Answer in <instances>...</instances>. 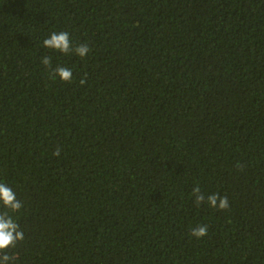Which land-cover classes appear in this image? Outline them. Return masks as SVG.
<instances>
[{"label": "trees", "instance_id": "16d2710c", "mask_svg": "<svg viewBox=\"0 0 264 264\" xmlns=\"http://www.w3.org/2000/svg\"><path fill=\"white\" fill-rule=\"evenodd\" d=\"M0 182L15 264H264V0H0Z\"/></svg>", "mask_w": 264, "mask_h": 264}, {"label": "clouds", "instance_id": "9594fccd", "mask_svg": "<svg viewBox=\"0 0 264 264\" xmlns=\"http://www.w3.org/2000/svg\"><path fill=\"white\" fill-rule=\"evenodd\" d=\"M43 46L49 49L56 50L65 55L74 53L75 55L84 58L91 51L87 44L73 45L70 35L66 31H53L47 38L43 40ZM41 63L51 68L52 76L55 79L58 77L62 82H71L73 79V72L65 66H56L52 68V59L50 56H44ZM81 84L86 83L85 79L80 80ZM60 149H56L53 155L59 156ZM192 195L194 196V203L197 206L207 204L211 208L218 210H226L229 208V201L227 196H220L219 193H211L205 196L201 192L199 185L193 188ZM23 204L17 199L14 190L5 182H0V264H15L16 253L9 252L14 250L18 242L25 239V235L20 225L17 222L15 213L20 212ZM208 226L206 224L198 225L192 228L190 235L200 239L207 235Z\"/></svg>", "mask_w": 264, "mask_h": 264}]
</instances>
